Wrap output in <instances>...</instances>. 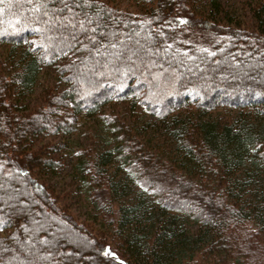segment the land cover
Masks as SVG:
<instances>
[{
	"label": "trees",
	"instance_id": "16d2710c",
	"mask_svg": "<svg viewBox=\"0 0 264 264\" xmlns=\"http://www.w3.org/2000/svg\"><path fill=\"white\" fill-rule=\"evenodd\" d=\"M132 1L0 0V264H264V0L250 24L200 14L216 0ZM44 66L63 87L20 113ZM127 99L149 125L105 114ZM77 118L118 140L69 153L105 232L39 178L69 148L33 143Z\"/></svg>",
	"mask_w": 264,
	"mask_h": 264
},
{
	"label": "rangeland",
	"instance_id": "374dc122",
	"mask_svg": "<svg viewBox=\"0 0 264 264\" xmlns=\"http://www.w3.org/2000/svg\"><path fill=\"white\" fill-rule=\"evenodd\" d=\"M105 1L116 6L133 10L139 7L137 3L132 0ZM216 1L218 8L214 9H217V11L214 9L212 10V8L206 4H201L199 6L200 14L207 15L210 12L209 14L221 19L224 23L250 24L248 6L251 4L252 0ZM8 48V45L0 43L1 59L6 57ZM62 87L63 84L57 79L55 69L53 67L44 66L32 89L33 91L27 95L16 98L17 110L20 113H29L40 104L46 89H61ZM104 109L105 114L111 115L123 129L132 124L134 128L138 125H149L147 123L153 120L139 103L132 104V99H127L124 102L118 100L113 101ZM101 121L100 119V122ZM100 122L91 118H77L76 122L73 124L74 130L72 132L57 136H47L33 143V147L48 143H63L68 146V152L63 153V150L61 153L59 152L60 155H58V158H62L60 165L54 170L50 168L44 169L41 175H39L40 182L48 187V192H50L55 199L57 198L56 202L69 211L77 221L84 222L86 225L91 226L93 233L105 232L106 227L101 225V218H97L96 211L87 198V186L81 181V178L77 174L75 156L69 153L77 152L88 146L90 143V136L98 137L99 143L97 144L100 147L104 146L106 148H111L115 146L118 142L117 137H115L113 133H111V135H107V133L104 132L102 133ZM158 132L160 133V130H158ZM132 133L133 131L131 134ZM146 134L147 133H144V136L141 138L147 137ZM70 150L72 152H69Z\"/></svg>",
	"mask_w": 264,
	"mask_h": 264
},
{
	"label": "snow or ice",
	"instance_id": "6c2138e0",
	"mask_svg": "<svg viewBox=\"0 0 264 264\" xmlns=\"http://www.w3.org/2000/svg\"><path fill=\"white\" fill-rule=\"evenodd\" d=\"M62 2H63V0H62ZM65 9L67 10V11H69V12H71L72 11V9L71 8H69L67 5H65ZM47 13H45V15H46ZM65 19H67V18H65ZM90 22V21H89ZM68 23H72L71 21H68ZM84 21H81L80 22V24H81V28H83L84 27ZM93 39H94V37H93ZM0 223H2V221H0ZM106 251H108L107 249H106ZM111 255H115V253H110Z\"/></svg>",
	"mask_w": 264,
	"mask_h": 264
}]
</instances>
